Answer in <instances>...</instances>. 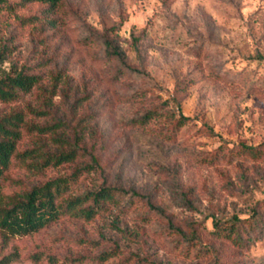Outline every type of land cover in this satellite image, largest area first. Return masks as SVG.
<instances>
[{"label": "rangeland", "instance_id": "1", "mask_svg": "<svg viewBox=\"0 0 264 264\" xmlns=\"http://www.w3.org/2000/svg\"><path fill=\"white\" fill-rule=\"evenodd\" d=\"M63 1L65 31L44 47L22 22L40 4L0 6V40L9 45L0 70L25 68L41 85L65 70L78 94L91 97L81 110L92 114L86 146L99 161L73 193L102 184L128 193L91 220L64 216L31 235L0 237V257L17 250L10 264H49L28 259L33 252L56 264L80 254L85 264H264V237L238 249L209 235L213 218L243 219L255 207L264 215V154L239 152L243 144L264 150V0ZM112 25L124 62L83 41ZM37 91L0 101V111L35 103ZM148 110L156 116L147 124L134 121ZM180 114L191 120L178 127ZM32 137L23 130L18 150L31 147ZM89 162L33 172L13 161L3 193ZM192 222L201 235L195 244L185 239ZM103 251L113 255L92 259Z\"/></svg>", "mask_w": 264, "mask_h": 264}, {"label": "trees", "instance_id": "2", "mask_svg": "<svg viewBox=\"0 0 264 264\" xmlns=\"http://www.w3.org/2000/svg\"><path fill=\"white\" fill-rule=\"evenodd\" d=\"M63 0H0V6L9 10L37 3L41 8L36 14L22 16L24 24H30L37 31L40 45H49L55 39L62 38L66 22L62 15ZM117 26L105 27L101 34L83 38L105 46L108 55L117 57L124 62L125 55L117 43L115 30ZM9 45L0 40V62L7 56ZM2 70V69H1ZM0 70V101H15L21 94L30 93L37 88L35 103L14 106L9 111H0V237L1 242L14 235L34 234L60 218L71 217L91 220L97 214L106 211L109 206L120 203L126 189L118 185L102 184L96 191L73 193V185L78 177L99 165L98 158L87 151V137L91 131L92 114L81 110L90 95L78 94L77 85L70 83L65 70L59 69L51 82L46 85L39 83L40 75L30 73L25 68H13L9 71ZM120 72V70H119ZM74 89V90H73ZM60 99L56 103L54 97ZM64 103L65 107H60ZM156 116V111H145L134 121L145 125ZM191 120L189 116L180 114L176 125L182 126ZM25 130L32 135V146L18 150V144ZM240 153L252 158H259L264 150L256 146L242 145ZM217 151L214 154L217 156ZM88 156L89 163L81 164L67 175L48 178L26 190L4 194V181L13 161L29 171L40 172L46 167H56L73 163ZM131 195L137 196L135 190ZM128 201L125 202L127 204ZM213 229L209 231L212 239H225L238 249L248 248L255 240L264 237V215L258 207L252 209L249 217L227 220L212 219ZM196 222L189 227L190 235L185 237L191 244L199 243ZM175 230L184 234L179 227ZM111 251H103L92 259L106 261L112 256ZM20 258L17 250H11L0 257V264H10ZM31 261L40 262L46 259L49 264H56V257L41 252H33L27 257ZM86 256L80 254L71 257L67 264H85Z\"/></svg>", "mask_w": 264, "mask_h": 264}]
</instances>
